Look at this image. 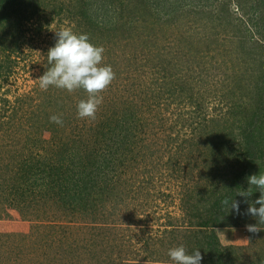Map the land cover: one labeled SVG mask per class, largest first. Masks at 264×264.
Masks as SVG:
<instances>
[{
  "label": "rangeland",
  "instance_id": "obj_1",
  "mask_svg": "<svg viewBox=\"0 0 264 264\" xmlns=\"http://www.w3.org/2000/svg\"><path fill=\"white\" fill-rule=\"evenodd\" d=\"M33 1L37 15L0 27V264H175L168 251L190 209L213 227L223 214L241 222L207 229L230 248L222 263L264 264V231L246 230L237 195L264 164L232 156L238 124L264 140V0ZM63 27L103 46L115 72L95 120L77 115L83 89L39 87ZM254 109L262 127L247 126ZM74 156L82 186L96 182L88 214L58 198ZM225 197L239 214L222 210Z\"/></svg>",
  "mask_w": 264,
  "mask_h": 264
},
{
  "label": "clouds",
  "instance_id": "obj_2",
  "mask_svg": "<svg viewBox=\"0 0 264 264\" xmlns=\"http://www.w3.org/2000/svg\"><path fill=\"white\" fill-rule=\"evenodd\" d=\"M55 34L56 42L48 49L46 57L50 67L37 79L39 87L47 91L51 86L69 93L83 89L88 98L78 103L77 115L81 119L95 120L98 108L103 103L101 94L115 79L112 67L103 63L105 49L92 44L88 34L74 33L71 27H63ZM49 119L50 122L63 126L60 115H52ZM247 183L248 189L239 191L237 195L245 198L251 196L253 186L260 192L259 198L248 206L245 213L258 218L257 224L246 225V230L255 234L264 231L258 226L264 224V174L249 176ZM221 208L223 211L231 209L239 214L240 201L225 197L221 201ZM168 256L175 264H201L203 259L198 249L188 254L183 245L171 248Z\"/></svg>",
  "mask_w": 264,
  "mask_h": 264
},
{
  "label": "trees",
  "instance_id": "obj_3",
  "mask_svg": "<svg viewBox=\"0 0 264 264\" xmlns=\"http://www.w3.org/2000/svg\"><path fill=\"white\" fill-rule=\"evenodd\" d=\"M21 2V3H20ZM39 5L42 6V3L40 1H33V0H0V27L4 23V20H7L9 15H21L20 18L22 19V16H27L26 11L29 12L30 16H32V13L37 15L38 9L40 7H37ZM21 6V7H20ZM19 28L16 27L17 30ZM3 54V51H1ZM3 56V55H2ZM4 61V59H3ZM7 61V60H6ZM1 68V67H0ZM9 71H4V69H0V79H5L8 76ZM261 97V96H259ZM261 102V101H260ZM258 110V106L256 107ZM254 109L253 110V120L249 121L247 123V126L253 125L252 122L254 120L258 121V123L254 124V128L262 127L263 122H261L262 119H259L260 115L257 113L258 111ZM255 111V112H254ZM264 118V116L262 117ZM237 132L234 136V140H237L238 142V148L236 146V149L232 150V156H234L235 164L233 166L244 167V164H240V162L246 161V164L250 163L251 161H255L260 163L261 166L264 164V151L259 149H264V140H262V136L260 133H255V131L250 130L249 128H244L241 125L238 124ZM255 130V129H254ZM239 136V140L236 138V136ZM224 144H222L223 146ZM243 145V151H240L239 148ZM61 159L66 160V154H61ZM60 157L57 158L53 164L54 169H59L60 166H58V163L60 162ZM76 156L71 157L69 164H67L66 169L68 170V174H70L73 179H63V186H67L63 196H58V198L63 200V205L71 210L72 208L70 206H73V204L82 206L83 210L87 211L88 213H91L90 210L87 208L92 207L95 208V205L91 201V197L93 193H91L89 187L92 189L94 186H96V182L94 180H91V186H82L83 182L86 183V179H90L87 176H85V171L83 168L82 160L75 159ZM228 159V158H227ZM108 166V165H107ZM102 169V168H101ZM101 177V176H107L108 174L105 172V174H102L100 176V172L98 171L93 178L95 177ZM240 177V175H234L233 179L234 181H237V179ZM57 178V176H56ZM246 182V181H245ZM247 182L245 183V185ZM61 186V185H60ZM111 185H109V181H107L105 194L104 196H110V190ZM98 194V197H96V203L99 205H102V200L99 196V191H97L96 196ZM258 195V196H257ZM254 199V191L251 194V196L247 198H243L242 200L245 202L243 206L245 208V212L250 204H253V202L259 198L260 194H257ZM99 198V200H98ZM255 207H259V205H255ZM95 209H93L94 211ZM192 211H189L191 215L188 219V226H178L173 234V241L172 245L173 248L183 245L188 254H192L195 250H199L201 252V255L203 259L201 260V264H224L221 262V257L223 254L221 252H229L230 248H225L219 244L218 239L215 235H211L209 232H207V229L210 231H214V227L217 225H228V226H239L241 222L238 223L236 221L235 216L223 214L224 219L220 216L217 218V224L213 227L210 220H207L205 217L198 215L195 209H190ZM92 211V212H93ZM243 220H247L249 218L252 225H254V221L257 224L258 218L252 217L251 215H246L244 213ZM242 217V216H241ZM195 221V222H193ZM232 250H234L232 248ZM226 257V254H224ZM227 256H232L231 252L227 253Z\"/></svg>",
  "mask_w": 264,
  "mask_h": 264
}]
</instances>
